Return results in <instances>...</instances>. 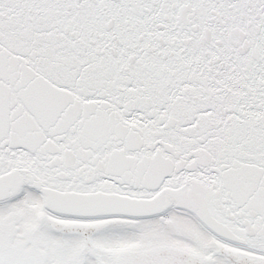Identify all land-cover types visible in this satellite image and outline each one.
<instances>
[{
	"label": "snow or ice",
	"instance_id": "snow-or-ice-1",
	"mask_svg": "<svg viewBox=\"0 0 264 264\" xmlns=\"http://www.w3.org/2000/svg\"><path fill=\"white\" fill-rule=\"evenodd\" d=\"M0 264H264V0H0Z\"/></svg>",
	"mask_w": 264,
	"mask_h": 264
}]
</instances>
